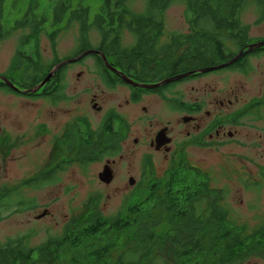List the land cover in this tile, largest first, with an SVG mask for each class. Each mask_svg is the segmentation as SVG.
<instances>
[{"label":"flooded vegetation","instance_id":"obj_1","mask_svg":"<svg viewBox=\"0 0 264 264\" xmlns=\"http://www.w3.org/2000/svg\"><path fill=\"white\" fill-rule=\"evenodd\" d=\"M69 14L68 21L75 20L78 24L77 15ZM99 15L102 16V13L95 14L90 20L87 13L84 16L86 22H89L86 24V41L81 37L78 28V47L74 52L75 55L63 59L54 55L48 60H43L39 53L40 59H37L33 56L34 43H28L23 39L17 46L8 69L0 72V105H5L6 110H10L15 115L13 118L21 116L22 112L18 114V110L33 112L30 123L24 126L21 121L5 124L0 109V172L3 176L17 159L22 161L24 158H29L36 159L40 163L36 177L52 175L56 179V176L67 166L78 163L79 147L88 146L89 141L94 140L114 142L116 148L118 146L117 153L108 157H115L119 154L123 142L130 137L124 114H120L118 110L132 106L138 108L140 115L135 120L142 124L149 121L147 118L150 117L147 116L154 101L165 107L171 117L175 115L177 117L175 120L165 121V124L164 121H158L155 124L149 122L147 127L140 125L139 136L132 139L131 148L130 150L128 148L127 153L131 157L140 156L143 175L145 169L153 168L152 162L155 156L168 165L166 175L194 174V180L201 188H206L202 201L196 203L202 209L199 216L203 221L216 218L221 208L226 211L232 208L223 196L222 188H218V184L213 186L221 170L231 173L226 165L233 167L232 162H239L240 182L237 181L240 187L237 190L247 193H260L264 190V169L252 171L246 166L247 162H253L255 155L264 159V36H252L251 27L242 25L238 18L241 26L214 30L212 34L204 35L201 41L197 42H193V29L188 25L186 34L174 36L170 39V43L162 45L165 31L162 27V33L158 38L161 51L153 62V71L149 73L151 80L154 81L141 83L137 80L140 75L135 73L143 71L141 60H135L134 70H127L123 56H108L98 51L101 43L100 35L94 29L93 23ZM29 17L28 13H25L20 25L24 23L23 27L29 29L28 35L38 32V52L39 40L43 34L54 47L60 29L57 27L46 31L41 27L39 19L35 21V19L30 20ZM13 29V26L5 27L9 35ZM91 31L97 34V40L94 42L88 37ZM52 33H55L54 37L50 36ZM125 34L131 38L132 42L129 45L123 41ZM175 37L181 39L180 47L183 48L181 55L176 58L172 57L177 50L173 46ZM119 39L125 49H131L135 44V36L126 28H121ZM25 42L31 47V53L26 56L22 54ZM85 43L87 46L83 47ZM109 43L107 41L108 45ZM81 46L84 51L76 55ZM170 47L174 50L172 51ZM84 59H93L96 79L103 87L98 90L100 97L86 91L89 93L87 104L95 114L100 115L95 128L89 119V110L86 113L77 110L80 102L77 98L76 84L80 75H76L73 80L69 79L67 74L70 66L82 63ZM15 61L22 63V70L17 79L10 72ZM177 62H181L182 71L171 75L169 69ZM25 65L30 68L23 75ZM122 65L124 66L121 67ZM49 66L51 67L47 69ZM178 76L182 77L163 83ZM124 78L137 85L158 86L153 89L133 86ZM181 85L182 93H179V98L178 94H173V91ZM119 88H125L127 93L123 106L118 104L104 111L99 102L105 98V93ZM63 104L72 107L64 108ZM20 148H25V152L16 159L11 157L13 152L15 154ZM195 151L202 156L198 162L209 167L208 169L191 165ZM118 158L119 161L105 160L104 167L110 169L112 177L111 182L106 185L113 183L116 167L119 162L122 163L124 155L120 154ZM211 158L214 160L213 165L207 166ZM222 163L226 165L217 171L215 165L221 168ZM181 165L185 169L177 170ZM235 168L237 174L238 168L233 169ZM236 174L233 176L235 179ZM128 179L126 192L140 186L133 177ZM226 180H232L231 176ZM20 187L19 185L16 188ZM13 188L15 187L0 186V193L2 196H7L11 194ZM241 202L240 199L239 203ZM1 205L10 209L7 201L2 202ZM43 213L47 215V210ZM36 219H41V216H36ZM262 225L264 219L257 228L247 230L248 234L258 239L261 235L257 234V231Z\"/></svg>","mask_w":264,"mask_h":264},{"label":"trees","instance_id":"obj_2","mask_svg":"<svg viewBox=\"0 0 264 264\" xmlns=\"http://www.w3.org/2000/svg\"><path fill=\"white\" fill-rule=\"evenodd\" d=\"M176 1L185 5L188 25L193 29V42L201 41L204 35L212 34L214 30L241 26L238 14L247 5V0H145L144 11L135 14L129 9V0H103L99 11L102 16H97L93 23L100 35L98 51L108 56H123L127 70H134L135 60H141L143 71L135 72L140 75L137 80L141 83L153 82L149 73L153 71V62L161 51L158 38L162 33L163 12ZM255 3L263 7L261 0H255ZM3 6L4 0H0V41L9 35L5 30L7 25L3 20ZM73 13H77L74 15H77L76 20L79 21L81 37L86 41L87 25L84 16L87 9L81 8ZM21 26H25L24 23ZM121 28L130 30L135 36V44L131 49L121 45ZM50 36L54 37L55 33ZM37 37L38 32L31 33L24 41L34 43L33 56L38 59ZM26 42L25 47L28 46ZM181 44V39H173L174 48ZM83 47L76 55L84 51ZM24 68L23 75L30 66ZM181 71V62L173 64L169 69L171 75ZM88 144L78 149L80 164L100 162L105 156L117 153L118 146L116 148L111 140H94ZM179 169L185 167L181 165ZM194 177V174H168L164 181L152 179L143 201L128 207L125 214L118 211L114 216H103L93 209L88 220L64 227L59 235L48 237L38 246H29L27 236L11 239L0 245V264H34V261L59 264L68 257L67 264H157L155 260H159V257L157 255L152 258V253L159 248L168 250L167 259L161 260L159 264H234L246 259L251 252L264 250V225L257 231L261 236L256 239L248 234L245 225L234 223L225 209H219L216 218L207 221L201 219L199 213L202 209L196 203L202 201L206 188H201ZM53 180L55 177L52 175L35 176L22 182L20 188H13L8 197L0 193V214L10 209L17 212L32 208L34 204L31 201L20 197L21 188H36ZM5 201L10 205L9 210L1 205ZM155 214H161L169 226L163 234L142 233L133 237L131 246L121 241V237L132 232L138 223ZM65 253L69 256H64Z\"/></svg>","mask_w":264,"mask_h":264},{"label":"rangeland","instance_id":"obj_3","mask_svg":"<svg viewBox=\"0 0 264 264\" xmlns=\"http://www.w3.org/2000/svg\"><path fill=\"white\" fill-rule=\"evenodd\" d=\"M103 0H4V23L5 25L13 26L12 33L3 39L0 43V72H4L8 69L11 60L15 54L16 48L21 44L24 37L29 34V29L20 25L22 16L28 13L31 20H38L41 22V27L47 31L58 27L60 29L59 35L56 39V44L52 47L51 42L43 34L39 40V53L43 60H48L54 55L59 58H68L74 54L78 47V28L79 25L75 20L68 22L69 13L77 12L79 9H87V15L89 20L95 14L99 13ZM163 1V0H162ZM263 9L256 5L255 0H247L246 7L239 13L240 21L242 25L251 27V35L254 37L264 36V0H261ZM69 6V7H67ZM146 6L145 0H129V9L135 14L142 13ZM63 11V9H65ZM77 14V13H73ZM26 16V15H25ZM57 18L58 20H56ZM163 27L165 29L164 36L162 38V45L170 43V39L174 36H181L188 32V14L186 13L185 5L179 1L170 4L163 12ZM86 24H89L87 21ZM16 28V29H15ZM88 37L91 42L97 40V34L94 31L88 33ZM126 45L131 44V38L125 34L123 39ZM164 46H161V48ZM173 51L174 48L170 47ZM182 46L177 48L175 55L172 57H178L182 53ZM169 52V50L167 51ZM31 53V47L26 46L22 49V54L29 55ZM22 63L15 61L12 63L11 75L14 78H18V74L22 70ZM95 63L93 59H84L82 63L70 66L67 70L69 79H75L76 75H80L76 84L77 98L80 102L77 108L78 112L86 113L89 110V119L92 122L93 127H96L99 116L95 114L94 110L87 104L88 92L99 95V89L103 88L96 79L95 76ZM99 85V87H97ZM93 89V90H92ZM182 93V85L177 86L173 94ZM126 89L119 88L116 91H108L105 93V98L101 105L106 111L108 108L121 104L123 106V100L126 97ZM10 101V99H9ZM22 104V101H20ZM64 108L72 107L69 104H63ZM151 110L149 112V121H145L142 124L138 123L135 119L140 115V112L136 107L122 108L118 110L120 114H124L126 119L129 140H125L119 154L115 157H106L100 162H92L87 165L76 163L72 166H67L61 173L56 176V179L52 182L46 183L43 186L36 188H26L21 190V198L27 201H31L34 206L32 208H26L14 212L13 209L5 211L0 214V245L5 244L11 239L27 236V243L31 247H35L45 242L48 237H56L59 235L63 228L76 224L81 221L88 220L93 213V209L98 210L103 216H114L118 211L125 214L126 209L134 204L143 201L148 192V185L152 179L165 180L168 165L164 161L155 156L153 158V168L151 170L145 169L143 175L142 165L139 161L138 155L131 157L128 155V148L130 150L132 145V139L139 136L140 125L147 127L149 122L155 124L158 121L175 120L177 115L171 117L170 112L160 104H156L154 101L151 104ZM2 115L5 119V124H14L18 121L26 126L30 123L33 112H23L18 110V114L22 112L18 118H13L15 115L10 110H6L5 105H0ZM11 112V113H10ZM135 120V121H134ZM129 144V145H128ZM237 151V150H236ZM25 152V148H20L11 157L18 158ZM124 155V159L118 163L116 167V177L113 183L106 185L98 179V175L102 172L106 159H115L119 161V155ZM194 154V152H193ZM264 155V154H263ZM191 158V165L201 167L202 169H208L205 165H201L198 162L202 156L195 151V154ZM212 161V162H211ZM213 158L209 160L207 166L213 165ZM15 164H11L6 175L0 172V186L7 185L9 187H17L22 182L37 175L40 166L39 162L34 159L24 158L22 161L17 159ZM226 164L222 163L221 168L215 165L217 171L222 169V166ZM233 167H227L231 173H226L221 170V174H217V178L213 186L218 184V188H222L224 191V197L232 206L227 214H230L232 221L238 225H246L247 230H252L258 227V225L264 219V190L259 192L247 193L241 190H237L240 187L239 181V162H232ZM246 166L252 171H259L264 169V159L262 160L258 156H253V162H247ZM238 172L236 174V168ZM243 168V167H242ZM233 169V171H231ZM236 174V179L233 177ZM231 176L232 180L227 181V177ZM133 179L140 184L137 189L126 192L125 186L128 183V178ZM155 177V178H154ZM239 182H238V181ZM227 184V185H225ZM227 189L228 191H226ZM241 191V194H239ZM241 199V203H239ZM15 200V199H14ZM44 210H47V215L44 214ZM36 216H41V219L37 220ZM169 229L167 223H165L164 217L161 214H155L152 217L145 219L138 223L134 230L121 237L122 242L129 243L134 240L133 237L139 236L142 233H153L155 235L163 234ZM167 248L155 249L152 253V258L157 256L159 260H155V263L159 264L161 260L167 259ZM116 254H113L115 256ZM68 257V253H65ZM69 258V257H68ZM68 258H64L59 264H67ZM34 264H42L35 262ZM234 264H264V250H258L251 252L250 255L239 262Z\"/></svg>","mask_w":264,"mask_h":264},{"label":"water","instance_id":"obj_4","mask_svg":"<svg viewBox=\"0 0 264 264\" xmlns=\"http://www.w3.org/2000/svg\"><path fill=\"white\" fill-rule=\"evenodd\" d=\"M102 58H104L102 56ZM182 76H178V77H175V78H172V79H169L168 81H165L163 83H167V82H172L174 80H177L179 78H181ZM124 80L128 83V84H131L133 86H140V87H143V88H146V89H153L155 87H157L158 85H137V84H134L133 82H131L130 80L124 78ZM6 81V80H4ZM9 83V82H8ZM10 87L13 88V86H11V84L9 83ZM98 179L102 182V183H105V184H108L111 182V171L110 169H108V167H104L102 172L98 175Z\"/></svg>","mask_w":264,"mask_h":264}]
</instances>
